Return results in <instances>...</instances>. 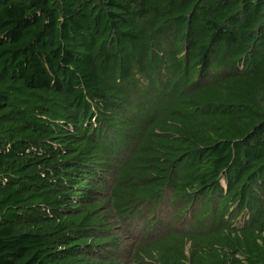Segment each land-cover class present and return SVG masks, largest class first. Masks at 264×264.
I'll return each mask as SVG.
<instances>
[{
  "label": "trees",
  "instance_id": "16d2710c",
  "mask_svg": "<svg viewBox=\"0 0 264 264\" xmlns=\"http://www.w3.org/2000/svg\"><path fill=\"white\" fill-rule=\"evenodd\" d=\"M0 264H264V0H0Z\"/></svg>",
  "mask_w": 264,
  "mask_h": 264
}]
</instances>
